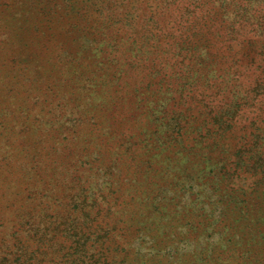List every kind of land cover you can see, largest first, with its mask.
Here are the masks:
<instances>
[{"label":"rangeland","instance_id":"obj_1","mask_svg":"<svg viewBox=\"0 0 264 264\" xmlns=\"http://www.w3.org/2000/svg\"><path fill=\"white\" fill-rule=\"evenodd\" d=\"M120 1L0 0V250L17 237L37 260L38 232L43 264H70L74 243L104 234L131 264H264L261 169L203 142L189 92L146 89L174 61L169 37L155 32L160 59L150 3L127 0L125 25L107 8Z\"/></svg>","mask_w":264,"mask_h":264},{"label":"trees","instance_id":"obj_2","mask_svg":"<svg viewBox=\"0 0 264 264\" xmlns=\"http://www.w3.org/2000/svg\"><path fill=\"white\" fill-rule=\"evenodd\" d=\"M126 1L107 7L114 22L130 23L131 11L121 12ZM142 1L150 3L148 15L153 22V28L148 30L147 45L155 44L157 55L163 57L165 47L154 40L155 32H167L174 59L163 61L160 58L146 89L155 92L160 86L170 92L172 99L176 97L172 96L174 93L180 92L182 97L184 92H189L190 100L197 98L199 102L194 115L200 119L198 129L203 142L211 139L215 147L228 146L225 151L234 157L235 169L239 166L261 169L264 176V0ZM137 10L131 14L135 15V20L143 16ZM172 14L178 16L174 23L179 21L181 34L168 31ZM195 35L197 41L193 40ZM247 57L250 61H246ZM150 59L145 58L139 68L146 71L148 63L145 61ZM163 64H172L176 68H164ZM183 81L186 84H182ZM165 106L162 102L158 107ZM162 113L166 114L165 110L159 112ZM238 118H242V123H237ZM182 124L183 119L178 115L166 120L161 128L165 133L174 134L179 132ZM228 140L234 145L228 144ZM31 234L26 242L36 249L39 259L35 260L32 255L27 258V250L16 237L12 247L6 245L4 252L0 250V264H25L28 260L43 264L41 239L38 232ZM103 237L104 234L74 243L75 250L67 261L70 264L132 263L125 255L116 256L112 247L114 240ZM73 255L76 256L73 258Z\"/></svg>","mask_w":264,"mask_h":264}]
</instances>
